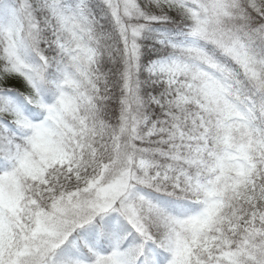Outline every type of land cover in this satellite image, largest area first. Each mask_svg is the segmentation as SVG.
<instances>
[{
    "label": "snow or ice",
    "instance_id": "snow-or-ice-1",
    "mask_svg": "<svg viewBox=\"0 0 264 264\" xmlns=\"http://www.w3.org/2000/svg\"><path fill=\"white\" fill-rule=\"evenodd\" d=\"M0 264H264V0H0Z\"/></svg>",
    "mask_w": 264,
    "mask_h": 264
}]
</instances>
